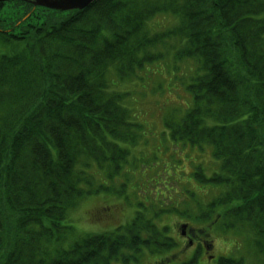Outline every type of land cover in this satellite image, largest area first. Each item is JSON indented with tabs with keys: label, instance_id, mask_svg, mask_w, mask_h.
<instances>
[{
	"label": "trees",
	"instance_id": "1",
	"mask_svg": "<svg viewBox=\"0 0 264 264\" xmlns=\"http://www.w3.org/2000/svg\"><path fill=\"white\" fill-rule=\"evenodd\" d=\"M17 5L21 15L31 11ZM156 18L173 24L152 26ZM2 30L0 264L124 263L144 231L86 234L69 246L62 240L65 248L49 262L43 254L54 252L66 228L67 204L113 186L104 174L119 173L137 147L131 145L146 138L126 106L131 81L166 60L174 71L189 60L194 70L183 86L191 104L167 125L170 140L212 145L229 183L211 180L227 188L222 202L231 203L222 212L244 209L252 227L262 222L255 243L264 249V157L261 163L256 146L264 133V0H99L80 12L35 9L7 46ZM21 45L27 47L20 53ZM174 74L168 71L173 88L174 79L185 82ZM242 109L249 113L243 121ZM255 172L263 174L250 182Z\"/></svg>",
	"mask_w": 264,
	"mask_h": 264
},
{
	"label": "rangeland",
	"instance_id": "2",
	"mask_svg": "<svg viewBox=\"0 0 264 264\" xmlns=\"http://www.w3.org/2000/svg\"><path fill=\"white\" fill-rule=\"evenodd\" d=\"M19 2L29 5L31 11L25 15H21L17 5ZM0 3L2 4L0 24L4 25H0L4 34L1 41L5 42L6 46L10 44V37L19 35L15 31L32 16L35 9H44L50 13L75 12L50 10L44 7H34L33 9V6L27 0H0ZM6 12L9 13V22L5 21ZM61 17L58 16V18ZM170 21L168 19L167 22L163 23L161 19H157L154 22L158 24L154 23L152 26L161 27L165 24H173V21ZM154 31H157V29ZM8 34L10 36H7ZM25 36H22V38L24 39ZM26 47L27 45H21L19 48L20 53ZM164 49L166 50L164 51V57L166 58L168 50ZM14 52L15 50H13ZM28 54L29 49H27L24 55L27 57ZM166 61L159 63L158 69H152V72L145 74L141 72L137 79L131 81L137 80L134 83L135 89L131 93V104L128 103L126 106H129L134 111L140 129L147 136L145 135V139L139 137L137 142L131 145L141 146L132 149L130 156L132 160H126L128 164L125 163L121 167L120 172L115 174L118 175L117 178L115 175L110 176L109 171L104 174L107 178L112 177L111 183L115 185V187L105 190L118 191L119 185L123 190L120 195L123 194V196L114 197L101 194L98 197L96 196V198L78 200L67 204L63 220L66 228L61 233L56 246L51 248L54 252L52 254H43L47 259L46 261L49 262L52 258L54 259L56 251L57 256L65 248L61 246L62 240L66 246L81 237L83 238L86 234L97 237L126 225L135 217L134 221L130 222L128 226L135 228L137 231H144L145 234L144 236L139 235L137 237L136 235L134 237L135 239L132 244L137 243V245L133 250H127L128 252L126 257L123 258L124 263L122 264H158L159 261L157 260H161V264H182L183 262L180 261L190 255L189 248L191 247L188 239L183 236V233L192 234L196 230H202L196 233H201L203 236V242H201L203 244L201 248L202 255H199L198 264H219V262L213 261L219 257L226 259V261L222 262L224 264H264V257H262L261 253L264 249L258 247V243H255V246L252 244V240L258 241V238L261 237L259 234L261 229L259 223L262 224V222H253V227L249 222V227H246V222H244L243 218L247 216L245 214L247 210L243 209L242 213L238 212L233 217L228 213H224L223 216L225 217H221L219 223H223L226 218V224L220 225L219 231L214 230L210 222L204 221V216L206 218H212L214 214L217 217L220 214L222 216L223 212L220 211L221 205L218 198L226 192L227 188L224 185H215V187L212 186V188L207 190L200 189L190 178L193 165H197L203 170L206 176L210 177L212 174H216L225 185H229L225 177L226 175L224 176L223 173L219 172L222 167L219 163L220 161L216 160L214 162L212 159V145L203 143L201 147L193 146L191 147V152L190 150H186L184 154L178 149L174 151L169 150V146L168 151L164 146V143H166L165 138L160 137L163 123L167 124V121H178L188 109L189 104H191V97H185L187 94L183 89V85L185 88L187 87L194 71L192 63L189 60L184 61L186 65L179 63L177 71H174V67L172 70L170 61ZM195 65L194 62V68ZM235 65L239 68L236 61ZM185 66L186 69H184ZM168 71L171 73L175 72L174 76L177 78L184 76L183 80L185 82L181 85L179 81H174L176 80L174 79L173 82L178 84L173 88V86H170L171 75H168ZM232 76L236 77L237 73L233 71ZM258 78L264 79V75ZM160 87L165 88L159 90ZM253 97H255V94L250 93V99ZM240 99L242 100L241 97ZM246 99H249V94ZM240 116L239 120L243 121V119L248 118L249 113L242 109ZM241 125L245 126L244 123ZM247 127L249 128V126ZM260 137L262 140L260 143L256 142V146L261 153L260 160L262 163L264 157V133ZM228 157V159L233 158ZM130 169L133 172L132 176L128 175ZM262 174L263 172H255L253 174L254 177L249 178V181H257ZM125 175L127 176L124 177ZM96 176L98 177L97 174ZM118 182L120 183L118 184ZM222 189H224L223 192ZM186 191H188L189 196L191 195V198L187 197ZM96 192L99 193V191ZM119 197H121V201H118L117 198ZM263 199L264 195H261L260 200ZM138 215H140V218H144L146 224L138 221ZM146 215L150 216V218L145 217ZM253 215L258 216V213L253 212ZM179 217L180 220L177 224L175 222L178 221ZM11 224H14L13 220H11ZM185 225H188V229ZM42 227L44 228V226ZM205 227L207 230L203 231ZM209 227L211 228L209 229ZM67 228L71 230L68 231ZM57 235L59 234L57 233ZM249 238L251 239L250 243ZM247 243L250 246L245 252L242 251L240 254V250L247 248ZM55 249L57 250L55 251ZM145 250L149 251V254H156L152 256L147 255L146 257L143 253Z\"/></svg>",
	"mask_w": 264,
	"mask_h": 264
},
{
	"label": "water",
	"instance_id": "3",
	"mask_svg": "<svg viewBox=\"0 0 264 264\" xmlns=\"http://www.w3.org/2000/svg\"><path fill=\"white\" fill-rule=\"evenodd\" d=\"M96 0H27L33 7H44L51 10H83Z\"/></svg>",
	"mask_w": 264,
	"mask_h": 264
},
{
	"label": "bare ground",
	"instance_id": "4",
	"mask_svg": "<svg viewBox=\"0 0 264 264\" xmlns=\"http://www.w3.org/2000/svg\"><path fill=\"white\" fill-rule=\"evenodd\" d=\"M103 191V193L105 194V189L104 190H102ZM117 194V193H116ZM122 197V196H121ZM121 197H119V198H117L118 199V201H121Z\"/></svg>",
	"mask_w": 264,
	"mask_h": 264
}]
</instances>
